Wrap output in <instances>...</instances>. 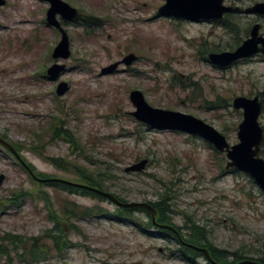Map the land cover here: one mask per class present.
I'll list each match as a JSON object with an SVG mask.
<instances>
[{
    "label": "rangeland",
    "instance_id": "1",
    "mask_svg": "<svg viewBox=\"0 0 264 264\" xmlns=\"http://www.w3.org/2000/svg\"><path fill=\"white\" fill-rule=\"evenodd\" d=\"M0 1L5 2L0 8V137L22 149L21 158L37 177L78 182L51 161H67L94 174L99 167L112 169L115 182L107 186L109 194L126 203L156 204L169 194L168 215L182 239L191 220L208 232L216 250L239 252L247 260L264 258V192L250 176L227 172L226 156L202 139L156 131L130 116L136 111L130 94L139 91L152 108L196 118L234 146L243 114L233 109V101L259 97L264 130V57L226 70L208 61L212 53L236 51L256 24L263 34L264 17L229 15L221 22L190 23L160 18L158 10L166 0H61L77 10L80 19L58 17L71 46V58L58 62L52 55L61 34L46 23L50 6L39 0ZM260 3L264 0L225 5L244 12ZM130 55L139 60L102 76L103 69ZM55 64L67 68L58 82L46 76ZM61 82L70 90L59 98ZM55 128L71 132L76 147L53 140ZM260 158L264 160V141ZM144 160L149 165L143 173H126ZM1 175L6 176L1 203L21 191L29 192L31 199L19 210H0V239L13 235L30 243L53 229L44 194L59 215L72 203L111 214L117 210L108 200L69 195L37 183L0 147ZM136 217L148 224L144 215ZM75 225L79 231L69 237L73 247L59 256L52 242L44 241L50 257L40 264H210L204 257L187 263L174 256L181 246L157 229L145 234L100 217ZM21 260L0 253V264L32 263Z\"/></svg>",
    "mask_w": 264,
    "mask_h": 264
},
{
    "label": "water",
    "instance_id": "2",
    "mask_svg": "<svg viewBox=\"0 0 264 264\" xmlns=\"http://www.w3.org/2000/svg\"><path fill=\"white\" fill-rule=\"evenodd\" d=\"M46 3L50 9L46 15V23L49 27L57 30L61 34V41L54 50L52 58L54 61H67L71 58L70 40L63 29L58 17L63 21L74 22L79 19L77 10L70 7L61 0H39ZM228 0H166V4L158 10L160 18H173L180 21L197 23V22H220L225 16L231 14H242L239 7H227L225 2ZM237 2L238 0H229ZM5 5L0 1V8ZM244 15L264 17V3L256 4L244 11ZM261 26L256 24L250 33L249 39L234 52H224L220 54L212 53L208 56V61L214 67L226 70L233 67L238 62L249 60L257 56L264 57V35H261ZM139 59L135 55L126 57L122 62L116 63L102 70V76L113 75L121 66L130 67ZM67 68L64 65L55 64L46 72L47 77L58 82L66 73ZM70 90L67 83H59L56 95L59 98L64 97ZM130 102L136 111L130 114L136 121L141 124L161 132H177L192 137H198L210 144L216 152L225 155L227 159L226 171L232 170L244 173L254 181V183L264 192V160L260 158V151L264 141V130L260 126L259 119L263 112V103L259 97L236 98L233 101V109L242 112L243 121L239 126L238 141L239 143L230 146L226 137L220 134L213 127L206 123L184 115L178 112L165 111L152 108L146 101L144 95L139 91L130 94ZM0 147L9 152L16 161L29 173V175L39 184H62L80 190H85L96 194L121 209H144L150 212L152 223L156 228L167 229L173 232L179 243L193 251L204 256L210 264H217L213 261L208 250L199 249L186 244L177 230L159 225L157 223L158 212L148 204L141 203H121L113 195L104 193L98 189H93L84 185L74 184L59 179H38L35 177L31 168L23 161L21 155L7 141L0 137ZM149 161L144 160L139 164L133 165L126 169V173H143ZM6 180L5 175L0 176V188L3 187ZM241 264H257L251 261L242 262Z\"/></svg>",
    "mask_w": 264,
    "mask_h": 264
},
{
    "label": "trees",
    "instance_id": "3",
    "mask_svg": "<svg viewBox=\"0 0 264 264\" xmlns=\"http://www.w3.org/2000/svg\"><path fill=\"white\" fill-rule=\"evenodd\" d=\"M53 140H62L63 142L76 147V140L73 138L71 132L63 131V129H54L52 133ZM4 140V139H3ZM40 143H42L41 138H38ZM212 147V146H211ZM13 148L19 154L22 149H17L15 146ZM79 149L81 146L79 145ZM41 150H44V147H40ZM40 150H34V152H39ZM20 155V154H19ZM52 164L60 171L66 173H72L78 178V182L74 184L84 185L93 189H98L104 193L109 194V184L115 182V178L113 177L112 169H101L99 167L95 174L92 173L90 170L87 169H78L77 167L72 166L67 161H51ZM27 164V163H26ZM93 163H89L90 166ZM29 166V165H28ZM31 170L34 172V169L29 166ZM23 168V167H22ZM24 169V168H23ZM25 170V169H24ZM27 172V171H26ZM237 172V171H235ZM28 173V172H27ZM29 174V173H28ZM35 175V173H34ZM38 179H49L43 176L37 177ZM34 180V179H33ZM43 186H48L50 188H54L63 192L68 193L69 195H78L83 198H98L103 201H107L106 199L93 194L91 192L80 190L77 188H73L67 185L62 184H42ZM115 196V195H114ZM31 199V194L29 192H17L16 194L12 195L11 199L7 201V204H3L0 202V210H5V208H10L14 210H19L21 207ZM121 203H126L124 200L120 199L118 196L116 198ZM43 201L46 203L47 208L49 209V221L53 224V229L47 231L44 235V238L41 239H33L30 243L25 242V240L18 236L13 235H6L2 239H0V253L3 256L10 258L13 255H17L18 258H21V262L25 260H30L34 264H40L42 261H46L50 257V251L46 249L44 245V241H51L53 244V250L56 252L57 255L63 256L67 253L71 247H73L72 243H70V235L72 233L78 232V227L75 225L78 222H82L87 219H93L96 217L104 218L108 221H113L119 224H124L126 226H133L138 230H141L145 234L147 231L144 230H153L157 229L160 232H163L168 237L174 238L175 241L181 246L180 252L178 254H174V256L183 259L185 262L194 263V261L198 260L199 258L203 257L202 254L193 251L190 248H186L182 246L176 235L167 229H159L156 228L152 223V217L149 211L144 209H121L117 207V210L114 214H111L101 208H82L76 204H70L69 206H65L61 212H55L52 209V205L50 200L48 199V195H43ZM172 201L171 196L169 194L162 196L160 201L156 204L146 203L152 206L157 212V223L171 227L177 230L171 219L169 218V205ZM137 214L144 215L148 219V224L141 223L142 221L137 220ZM178 231V230H177ZM188 235L186 238L182 239L186 244L199 248L208 250L211 254L213 261L217 264H230L229 260L232 258L234 259V263L232 264H240L245 261H251L257 264H264V258H260L258 260H247L241 256V253L230 254L226 251H218L216 250L209 241V234L205 229H201L193 223V221H188ZM180 231H178L179 233ZM180 234V233H179ZM181 236V234H180ZM22 252V255H19ZM15 253V254H14ZM31 263V264H32Z\"/></svg>",
    "mask_w": 264,
    "mask_h": 264
},
{
    "label": "flooded vegetation",
    "instance_id": "4",
    "mask_svg": "<svg viewBox=\"0 0 264 264\" xmlns=\"http://www.w3.org/2000/svg\"><path fill=\"white\" fill-rule=\"evenodd\" d=\"M230 2V1H229ZM234 3V2H233ZM238 3V1L237 2H235V5ZM226 6V5H225ZM228 7V6H227ZM231 7H236V6H231ZM242 14H243V11H242ZM241 14V15H242ZM229 16V15H228ZM160 225V224H159ZM187 248V247H186ZM204 257V256H203Z\"/></svg>",
    "mask_w": 264,
    "mask_h": 264
}]
</instances>
